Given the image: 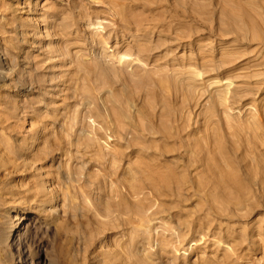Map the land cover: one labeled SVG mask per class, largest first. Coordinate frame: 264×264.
<instances>
[{
  "label": "rangeland",
  "instance_id": "obj_1",
  "mask_svg": "<svg viewBox=\"0 0 264 264\" xmlns=\"http://www.w3.org/2000/svg\"><path fill=\"white\" fill-rule=\"evenodd\" d=\"M0 264H264V0H0Z\"/></svg>",
  "mask_w": 264,
  "mask_h": 264
},
{
  "label": "bare ground",
  "instance_id": "obj_2",
  "mask_svg": "<svg viewBox=\"0 0 264 264\" xmlns=\"http://www.w3.org/2000/svg\"><path fill=\"white\" fill-rule=\"evenodd\" d=\"M135 3H136V1H135ZM128 8V7H127ZM122 16L125 18V17H129V16H126V13L124 12V10H122ZM112 15V14H111ZM112 16H114V15H112ZM116 16V15H115ZM138 15H136V17H137ZM133 17H135V16H133L132 15V19L135 21L136 20V18L134 19ZM130 18V17H129ZM128 18V19H129ZM143 18V17H142ZM112 19H114V20H116L115 18H112ZM131 19V18H130ZM139 20H141L140 18H138ZM137 19V21H135V22H137L138 23V20ZM132 21V20H131ZM142 21V20H141ZM140 21V22H141ZM129 22H130V20H129ZM134 23V22H133ZM130 24H131V22H130ZM112 119H110V120H107V119H102L103 121L102 122H104L105 123V125H106V128H109L110 130H111V132H113V131H115L116 132V134L117 133H119L120 135H123L124 136V133H125V129L123 130L121 127H120V125H117L116 124V126H114L115 127V130H113L112 129V124L113 123H115V122H117V121H119V119L118 118H120L119 117V115L118 114H115V115H111V114H108ZM106 117V116H105ZM123 118V117H122ZM121 118V119H122ZM90 122V121H89ZM92 123H94L95 121H91ZM88 125V124H87ZM92 125V124H91ZM94 125H95V123H94ZM122 125V124H121ZM97 126V125H96ZM94 127V126H93ZM100 127V126H99ZM126 128V127H125ZM100 129V128H99ZM91 130H92V128H91ZM127 130V129H126ZM146 131V130H148L147 128H145V129H141V132L143 133V131ZM127 132V131H126ZM91 133H93V132H91ZM147 133H150V131H147ZM125 134H127V133H125ZM99 135V134H98ZM96 137V136H95ZM98 140V139H97ZM99 141V140H98ZM103 141V140H102ZM132 141L130 140V139H128V138H126V144H127V146L128 147H132L134 144H132V143H134V142H132ZM85 144V143H84ZM103 144V143H102ZM104 144H106V143H104ZM166 147V146H165ZM101 150H102V148H101ZM131 151H132V149L131 150H128L127 152H124V151H117V152H114L113 153V159L114 158H116L117 156H120L121 154L122 155H129L130 153H131ZM161 155V154H163V151H160V150H158V151H155L154 152V155ZM154 158H157L156 160H158V156H156V157H154ZM143 163H146V162H143ZM142 164V163H141ZM179 172H181V171H176V168L175 167H173V168H168V167H166V168H164V169H162V165H146V166H140V165H134V166H132V167H130V176H131V178L134 180V183L132 182V183H130V185L129 186H127L128 188H129V191H130V193H132V194H138L139 192L141 193L142 191H140V187L138 186V185H136L135 184V181H136V176H138V177H140V178H144L145 180L147 179L148 181H149V183H150V185H153V186H150L151 188H157V191H158V195H160V194H162V193H165V194H170V195H173L174 197H177V195H178V193H179V191H180V189H181V187H182V184H183V178L181 177V176H179ZM143 179V180H144ZM122 189V188H121ZM146 191V190H145ZM114 192V191H113ZM126 194H127V191L125 192ZM128 196V195H127ZM129 196H130V194H129ZM135 196H137V195H135ZM138 197L140 198L141 197V194H140V196L138 195ZM146 199H147V194H146ZM129 198V197H128ZM137 198V197H136ZM150 198H154V197H150ZM149 198V199H150ZM213 199H216V197H212ZM120 199V198H119ZM131 199V198H130ZM132 199H135L134 198V195H132ZM151 200H153V199H151ZM147 201H148V199H147ZM136 202V201H135ZM153 203H154V201H152ZM151 202V203H152ZM148 203V202H147ZM149 203H150V201H149ZM156 203V202H155ZM146 204V203H145ZM147 205V204H146ZM155 205V204H154ZM106 206V205H105ZM150 206H148L147 207V209L149 208ZM151 207H153V205H151ZM106 209V208H105ZM146 208H145V205L144 204H140V206H139V209H133L132 211H131V214L132 215H138V214H140V213H143L145 210H147ZM150 209V208H149ZM148 209V210H149ZM112 211H114V212H116V211H118V209L116 208V207H112ZM125 211H127L126 209H125ZM145 213V212H144ZM149 214L150 213H152V212H148ZM112 214H114V213H112ZM146 214V213H145ZM120 215H122V214H120ZM130 215V214H129ZM143 216V215H142ZM105 217V216H104ZM124 217V216H123ZM133 217V216H132ZM118 218V217H117ZM144 218V217H143ZM106 219V218H105ZM136 219V218H135ZM134 219V220H135ZM106 221V220H105ZM108 221V220H107ZM144 221H145V219H144ZM151 221V220H150ZM152 221H154V220H152ZM151 221V222H152ZM122 222V221H121ZM141 222H143V220L141 221ZM149 222V221H148ZM146 223V222H145ZM187 223H190L191 224V226H193V225H196L197 223H195L194 222V220H192V219H186V218H184V221H183V225H182V227L183 228H185L186 229V231L185 232H183V233H181L180 235L178 234V236H176L175 234V236L176 237H178V238H176L175 236V238L176 239H179L180 238V242H182V241H185V239H186V237L188 236V239H189V237H190V234L192 233V232H195V227L192 229H190V227H189V225H187ZM118 224V223H117ZM142 224V223H141ZM149 224V223H148ZM147 224V225H148ZM188 228V229H187ZM164 229V228H163ZM179 229H181L182 230V228H179ZM164 231V230H163ZM175 231V230H174ZM165 233V232H164ZM163 235V234H162ZM161 237H163V236H161ZM166 241V240H165ZM187 241V240H186ZM178 242V241H177ZM172 243H174V242H172ZM171 243V244H172ZM178 244H180L179 242H178ZM164 246L165 245H163V244H160V247H161V249H163V250H165L164 249ZM171 246V245H170ZM175 246V245H174ZM161 258V257H160Z\"/></svg>",
  "mask_w": 264,
  "mask_h": 264
}]
</instances>
